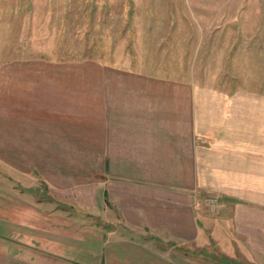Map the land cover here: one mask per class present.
<instances>
[{
	"label": "crops",
	"instance_id": "crops-1",
	"mask_svg": "<svg viewBox=\"0 0 264 264\" xmlns=\"http://www.w3.org/2000/svg\"><path fill=\"white\" fill-rule=\"evenodd\" d=\"M116 71L6 69L0 264H264V94Z\"/></svg>",
	"mask_w": 264,
	"mask_h": 264
},
{
	"label": "rangeland",
	"instance_id": "rangeland-1",
	"mask_svg": "<svg viewBox=\"0 0 264 264\" xmlns=\"http://www.w3.org/2000/svg\"><path fill=\"white\" fill-rule=\"evenodd\" d=\"M5 67L11 79L136 70L264 94V0H0V80Z\"/></svg>",
	"mask_w": 264,
	"mask_h": 264
},
{
	"label": "built area",
	"instance_id": "built-area-1",
	"mask_svg": "<svg viewBox=\"0 0 264 264\" xmlns=\"http://www.w3.org/2000/svg\"><path fill=\"white\" fill-rule=\"evenodd\" d=\"M214 201H215V200H214L213 198H209V199H208V204H209V208H210V209L213 208V206H214V204H213Z\"/></svg>",
	"mask_w": 264,
	"mask_h": 264
}]
</instances>
